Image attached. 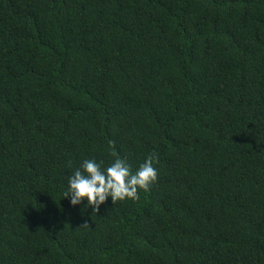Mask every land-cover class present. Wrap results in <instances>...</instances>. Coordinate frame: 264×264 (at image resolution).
Masks as SVG:
<instances>
[{
    "label": "trees",
    "instance_id": "obj_1",
    "mask_svg": "<svg viewBox=\"0 0 264 264\" xmlns=\"http://www.w3.org/2000/svg\"><path fill=\"white\" fill-rule=\"evenodd\" d=\"M0 264H264V0H0Z\"/></svg>",
    "mask_w": 264,
    "mask_h": 264
},
{
    "label": "clouds",
    "instance_id": "obj_2",
    "mask_svg": "<svg viewBox=\"0 0 264 264\" xmlns=\"http://www.w3.org/2000/svg\"><path fill=\"white\" fill-rule=\"evenodd\" d=\"M156 160L155 154L150 155L133 171L132 165L119 156L107 166L103 160L84 159L68 176L63 195L72 206L84 203L94 212L99 211L109 198L114 204L124 200L136 201L139 191H148L158 179Z\"/></svg>",
    "mask_w": 264,
    "mask_h": 264
}]
</instances>
